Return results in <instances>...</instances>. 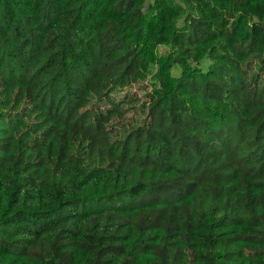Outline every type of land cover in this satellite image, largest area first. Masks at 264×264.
I'll return each mask as SVG.
<instances>
[{"label": "trees", "instance_id": "16d2710c", "mask_svg": "<svg viewBox=\"0 0 264 264\" xmlns=\"http://www.w3.org/2000/svg\"><path fill=\"white\" fill-rule=\"evenodd\" d=\"M147 1L0 0V264H264V0Z\"/></svg>", "mask_w": 264, "mask_h": 264}, {"label": "rangeland", "instance_id": "374dc122", "mask_svg": "<svg viewBox=\"0 0 264 264\" xmlns=\"http://www.w3.org/2000/svg\"><path fill=\"white\" fill-rule=\"evenodd\" d=\"M153 0H148L146 6H148L150 3H152ZM123 3H130V0H121ZM165 46H160V50H164ZM250 58L253 59L254 55H250ZM256 60V59H254ZM210 63V60H206L203 63V67L207 68ZM176 73L179 74V70H176ZM154 108V107H153ZM133 114V113H132ZM131 117V113H130ZM180 185L177 182H170V184H165L164 187L161 190L158 191H151L147 192L143 195H141L138 200L139 201H153L157 200L159 198H166L168 201L175 200L181 192H183L180 189ZM163 219L168 221V215L164 210H156L153 212H149L147 210L142 211L140 214L136 216V222L139 227L148 228L150 226H153V224H158L159 222L164 221ZM166 222V221H165ZM161 252L163 255L170 256L169 253H171V250L165 246L161 247Z\"/></svg>", "mask_w": 264, "mask_h": 264}]
</instances>
